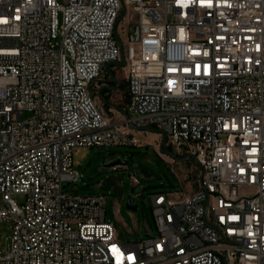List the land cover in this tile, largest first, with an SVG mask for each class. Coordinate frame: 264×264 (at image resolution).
<instances>
[{
    "label": "built area",
    "instance_id": "2783aa9c",
    "mask_svg": "<svg viewBox=\"0 0 264 264\" xmlns=\"http://www.w3.org/2000/svg\"><path fill=\"white\" fill-rule=\"evenodd\" d=\"M122 61L127 126L200 167L196 191L150 196L139 243L119 241L105 195L63 191L76 148L137 145L90 91ZM3 222L0 264H264V0H0Z\"/></svg>",
    "mask_w": 264,
    "mask_h": 264
},
{
    "label": "rangeland",
    "instance_id": "374dc122",
    "mask_svg": "<svg viewBox=\"0 0 264 264\" xmlns=\"http://www.w3.org/2000/svg\"><path fill=\"white\" fill-rule=\"evenodd\" d=\"M127 24V23H126ZM132 31V30H131ZM128 65L124 61L108 65L92 84L91 94L103 115L121 125L135 146L78 147L73 152V167L82 178L78 184L64 182L63 191L77 195H105L106 219L115 225L121 243H139L147 239V232H157L150 196L168 193L172 200L196 191L197 187L185 179L196 178L200 167L193 157L176 155L160 131L138 130L127 126ZM120 167L114 169V166ZM133 176L140 182L135 185ZM130 199L138 205L136 211L127 208ZM17 204L23 196H14ZM13 225L0 223V253L11 250Z\"/></svg>",
    "mask_w": 264,
    "mask_h": 264
},
{
    "label": "water",
    "instance_id": "95a60500",
    "mask_svg": "<svg viewBox=\"0 0 264 264\" xmlns=\"http://www.w3.org/2000/svg\"><path fill=\"white\" fill-rule=\"evenodd\" d=\"M127 208L131 209L132 211H136L138 209L137 203L134 201V199H130L127 202Z\"/></svg>",
    "mask_w": 264,
    "mask_h": 264
},
{
    "label": "crops",
    "instance_id": "0c3cea01",
    "mask_svg": "<svg viewBox=\"0 0 264 264\" xmlns=\"http://www.w3.org/2000/svg\"><path fill=\"white\" fill-rule=\"evenodd\" d=\"M127 84V83H126ZM128 98H129V94H128ZM130 99V98H129ZM128 103H129V101H128ZM190 194V193H189ZM186 195H188V194H186ZM186 195H184L183 197H185Z\"/></svg>",
    "mask_w": 264,
    "mask_h": 264
}]
</instances>
